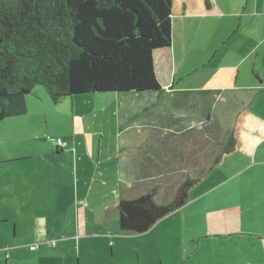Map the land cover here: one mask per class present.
I'll list each match as a JSON object with an SVG mask.
<instances>
[{
  "label": "crops",
  "instance_id": "crops-1",
  "mask_svg": "<svg viewBox=\"0 0 264 264\" xmlns=\"http://www.w3.org/2000/svg\"><path fill=\"white\" fill-rule=\"evenodd\" d=\"M174 3L173 30L181 18L178 45L172 38L169 47L155 52V69L158 60L165 84L160 92L134 93L141 98L158 96L165 88L177 92V52L179 59L190 62L188 77L198 85L188 88L200 95L197 102L182 104L191 108L189 116L180 122L165 112L153 119L169 127L181 123L171 137L155 139L152 132L144 135L152 140L117 139L120 133L106 134L97 124L87 125L86 116L76 115L74 108L67 130L52 134L42 122V105L28 97L42 99L39 87L26 97L25 113L0 123L4 128L5 121L20 118L9 123L12 135L0 137V142L12 144L0 152V165H17L14 179L1 181L0 187L4 264H137V243L130 251L125 243L131 234L141 233L120 227V199L157 189L164 173L174 171L189 155L192 142H205L212 124L220 127L221 135L228 133L233 147L218 154V162L190 189L188 202L172 214L183 212L173 234L187 248L182 260L172 264H264V6L260 0H245L242 8L227 14L234 24L225 28L219 22V0ZM194 47L199 52L191 57ZM71 102L73 106L74 97ZM32 110L41 111V116L36 111L29 117ZM193 129L198 130L195 135ZM59 138L64 147L56 144ZM36 141L37 152L30 144ZM26 175L32 180H21ZM52 240L55 246L48 245ZM34 244L39 247L33 250Z\"/></svg>",
  "mask_w": 264,
  "mask_h": 264
},
{
  "label": "trees",
  "instance_id": "trees-1",
  "mask_svg": "<svg viewBox=\"0 0 264 264\" xmlns=\"http://www.w3.org/2000/svg\"><path fill=\"white\" fill-rule=\"evenodd\" d=\"M173 0H0V123L27 110L41 86L53 103L100 93L160 92L155 52L172 40ZM228 139L221 154L233 145ZM221 155L214 163L218 162ZM202 176L173 200L157 189L119 201L120 227L144 233L188 202Z\"/></svg>",
  "mask_w": 264,
  "mask_h": 264
},
{
  "label": "rangeland",
  "instance_id": "rangeland-1",
  "mask_svg": "<svg viewBox=\"0 0 264 264\" xmlns=\"http://www.w3.org/2000/svg\"><path fill=\"white\" fill-rule=\"evenodd\" d=\"M214 1L216 2V0ZM244 3L245 0H219V4L221 6L220 11L223 14V17L219 20V22L222 25H225V28L230 27L229 23H232V21L234 22V18L227 16V14L231 13L234 8L239 9L241 6H244ZM260 3L264 6V0H260ZM174 5L175 3L172 6L174 7ZM180 23L181 18H178L175 25L176 28L172 31V38L177 45L179 33L178 27H180ZM214 28L217 30L220 29L218 26H215ZM218 37L219 35L216 37V40ZM213 40H215V38H213ZM198 52L199 51L194 47L190 56H196ZM261 52L264 54V47H261ZM179 58L180 56L177 52L176 72H173L176 85H178V87H176L177 89L174 90L177 92L165 88L163 89V93L158 96L145 94L141 98H138V96L134 94L131 96H125L124 98H112V96L105 97V95L116 93H105L103 96H100L102 94L98 93H91L82 96L76 95L74 96L73 106L71 102L73 96L65 97L62 102L55 104L52 102L45 89L41 86H39V88L42 89V94L40 95L42 96V99L34 94L27 96L30 97L29 99H33L37 105H42V116L40 115L41 111H36L42 118L45 130L49 128L51 131L47 132L52 134L62 133L67 130V127H69L68 119H71V110L74 108L73 113L76 115L86 116L85 120L87 121V125L92 124V126H94L97 124L99 128L98 130H102L103 128L106 134L111 133L114 135V132L116 134L120 133V135L116 136L117 139H119L120 136L122 138L129 136L134 139L148 137L149 140H152L153 138L151 136H144L145 134L149 135L152 132L157 134L155 139H160L161 137H171L172 135L170 133L177 132L178 128L183 127V125L180 123V125L169 127L162 122H158V119L160 118L155 120L153 119L155 117L162 116L163 113L166 112V115H170L171 113L173 117L179 118V121L181 122L183 117L189 116L192 111L189 106H182L184 101L189 100L191 103L197 102L200 95V93L198 94V92H195V89L188 88L192 85H198L197 81H193L192 78L188 77L190 62L182 61ZM170 65L172 66V64ZM180 68L181 71H179ZM156 75L160 84L164 85L165 82H163L162 79V73L158 60ZM94 95L98 96L95 97ZM216 106L217 108L219 107L218 104ZM36 111L32 110V113H29V117H32ZM217 111L219 112V110ZM18 119L20 118L16 117L5 121L4 128H0L1 138H6L8 137L7 135L13 134L9 127V123L10 121L12 122ZM164 127H166V129ZM209 128L210 130H208V137L205 142L200 140V142H198L199 145H193L194 142H192L189 152L186 151L189 155H185L183 157V162L180 163V165L175 166L174 171L171 173H164L162 178L159 179V186L157 187V199L159 202L167 203L173 200L179 186L182 185L185 180L203 176L213 165L214 160L218 158V154L223 151V148L220 146V137L223 136V143L225 146L228 140V133L224 132L221 135L220 132H217V129L219 130L220 127L216 124H212ZM195 131L198 130L193 129L191 132L192 135H195ZM112 138L115 139V136H111L110 139ZM30 144L31 148L37 152L38 145H40L39 142H30ZM11 146V142L3 140V143L0 142V152H2L4 148L9 149ZM155 157L153 160H155ZM161 158L162 155L160 151L158 159L161 160ZM149 161L150 160L147 159V163L144 164L147 165ZM16 166L17 165H11L8 162H4L0 165V187L2 183L1 181L13 178V173L15 169H17ZM32 178V175H26L24 178H21V180L31 181ZM155 183L156 181L152 182V184ZM2 196L4 195L1 192L0 197ZM192 209L193 208L189 206L188 211H191ZM174 213L175 212H172L168 214V216H165L168 218L167 222H157L158 224L160 223L159 225L154 224L155 227L152 226L153 229L149 233L146 231L147 233L131 234L133 236L130 237L125 245H128L127 249L130 251L131 246L136 245L137 243L136 246L140 249L137 264H172L175 261L179 262L182 260L184 253L183 248H186V246H184L183 243L181 244L179 239L173 233L179 226L178 224L182 221L183 212H177V214L172 216ZM134 237L136 240H134ZM4 257V252L0 249V264H4Z\"/></svg>",
  "mask_w": 264,
  "mask_h": 264
},
{
  "label": "built area",
  "instance_id": "built-area-1",
  "mask_svg": "<svg viewBox=\"0 0 264 264\" xmlns=\"http://www.w3.org/2000/svg\"><path fill=\"white\" fill-rule=\"evenodd\" d=\"M56 144L58 145V146H62V147H64L65 145H66V143L65 142H63L62 141V139H56ZM85 204V203H84ZM48 243V245H50V246H55V244H56V240H52V241H48L47 242ZM39 247V244H34V245H32L31 246V248L34 250V249H37Z\"/></svg>",
  "mask_w": 264,
  "mask_h": 264
}]
</instances>
